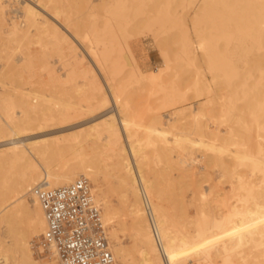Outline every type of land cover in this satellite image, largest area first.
<instances>
[{"label":"bare ground","instance_id":"bare-ground-1","mask_svg":"<svg viewBox=\"0 0 264 264\" xmlns=\"http://www.w3.org/2000/svg\"><path fill=\"white\" fill-rule=\"evenodd\" d=\"M31 1L30 3L24 1L21 5L22 22H24L21 27L25 29H21L20 25L17 26L11 21L13 26L8 29L10 31L7 33V40L25 43L24 39H37L36 41L40 42L44 37L49 38L51 48L53 47L52 51L54 50L60 59L68 56L70 64L74 67H68L64 75H59L55 70L49 69L46 63L48 81L50 80L49 82L55 87L59 85L64 87V90L71 91L72 95L52 107L39 109L33 107L32 115L28 113L23 115L19 122L13 121L7 111L0 107V167L7 165L8 170L13 171L10 176H4L0 181V259L3 262L0 264H35L29 235L43 230L44 218L34 197H32L35 202L34 213L27 207L24 197L27 193H31L32 187L40 181L49 188H57L69 185L75 179L85 176L96 188L97 194L94 200L104 203L103 217L102 212L99 215L100 223L103 226L106 221L111 223L116 217L115 210L106 205L102 192L98 191L99 176L108 169L113 171L117 178L119 196L126 208L128 223L135 237V247H133L141 264H188L189 261L213 264L216 257L222 259V262H227L232 252V242L235 241L238 245L252 242L253 239L249 238L255 233L264 238V151L258 146L259 144L256 153L247 148L243 152L234 151L230 156L237 163H244L249 172L248 180L244 178L246 175L236 176L239 189L235 193L231 192L233 194L230 195V198L235 199L236 204L225 206L226 210L222 212L217 210L218 216L216 212L201 207L197 214L199 219L196 230L193 229L195 234L181 231L180 235L174 234L173 231L176 230H171L168 218L163 213L161 196L153 190L152 184L145 176L144 166L148 156L145 149L143 151L135 144L136 129L142 128L146 134L145 142L152 148L157 159L166 152L170 153L174 147L175 150L179 148L181 152L184 151L186 155H191L193 152H189L188 148L196 146L207 147L211 151L222 154L226 149L225 141L230 134L225 137L219 132L214 133L211 130L209 132L207 125H198L195 122L185 123L186 120L197 117V110L191 104L186 107L187 99L184 93L178 90L173 91L174 89L166 88L165 85L164 88L169 93L160 92L164 96L161 101L164 107L173 109V116L167 124L163 123L159 114L150 115L145 125L133 121L129 110L130 90L128 94L126 91L132 88V79L137 80L136 83L139 84V80L155 82L156 78V82L160 83L161 72L157 70L159 74L151 72L143 75L130 49L128 43L130 34L126 31L125 24L102 18L98 23L91 22L88 29L84 31L80 30L78 23L77 25L75 21L73 23L72 18L65 13L66 10L62 8L63 0ZM136 1L137 7L143 8V0ZM225 1L227 0H200V4L205 12L211 5L216 6ZM1 10L2 8L0 14H2ZM227 10L231 17H236L232 18L234 29L218 31L217 38L205 36L202 30H197L196 33L199 48L208 63L209 70L217 71L224 77L230 78L236 74V69L232 65L233 56L236 53L234 50L229 54L225 51L221 52L219 48L217 49L216 42L222 40L226 46L233 44L232 46L242 50L247 47L253 50L264 49V0H232V5L227 6ZM218 16H220L219 22L217 25L214 24L216 30L224 25L221 18L223 15ZM178 22L171 15L161 14L159 11L147 23L153 31V28L158 31L164 24ZM198 23L200 22L197 18L195 24ZM78 39L90 42V45L87 43L88 47L86 44L84 47L88 50L86 54L92 61V65L90 64L92 68L85 66L86 56L77 45ZM79 49L80 51H77ZM180 53L178 57L181 61L194 64L197 57L192 53L187 32L182 33ZM255 55L252 56V61L254 58L255 61L260 59L258 54L256 57ZM61 60L63 63L65 58ZM11 71L9 69L6 74ZM260 73L264 77V72ZM101 78L105 86L101 84ZM169 81L168 85H170ZM162 83L155 85L160 87ZM190 85H187L189 89ZM160 88L164 91L163 86ZM192 89L198 92L199 87L194 85ZM206 89L210 92L208 87ZM37 95L29 94L38 104L50 102L48 96ZM244 103L247 104L245 101ZM257 110H262V107L259 106ZM3 115H6V119ZM261 129L264 132V126ZM208 135L213 136L211 140L215 139L216 141L213 140V142L218 141V143H207L204 138ZM4 137L7 139H1ZM253 148L254 151L256 148L254 146ZM106 159H109L110 163L105 162ZM185 160L179 159L182 166ZM219 162L224 165V161ZM199 193L203 199L205 191L201 190ZM223 198L218 194V198L212 203L222 201ZM228 198L226 196L225 199ZM209 218L214 221L209 223ZM246 236L248 238L244 241ZM110 237L116 238V230L110 231ZM213 244L216 245L215 247L219 246L216 255L208 251ZM241 245L238 248L243 247ZM113 252L114 258L122 264H135L130 251L117 243L113 246ZM238 264H247V262Z\"/></svg>","mask_w":264,"mask_h":264},{"label":"rangeland","instance_id":"rangeland-1","mask_svg":"<svg viewBox=\"0 0 264 264\" xmlns=\"http://www.w3.org/2000/svg\"><path fill=\"white\" fill-rule=\"evenodd\" d=\"M24 1L30 3L31 0H0V9L2 8V14H0V107L5 109L15 122H19L23 115L27 113L31 114L33 107L36 109L52 107L54 104L62 103L67 100L69 95H72L71 91L64 90V87L59 85L55 87L53 83L49 82L50 80L48 81L47 68L45 67L46 63L49 69L55 70L59 75H64L68 67H74V65L70 64L71 62L68 56L61 58L63 60L65 58L62 63L60 56L54 53V50L52 51L53 47L51 48L49 38H40V42L36 41L37 39H24L23 41L25 43H14L7 40V33L10 31L8 29H11L13 26L11 21L17 26L20 25V27L24 25L21 13V5ZM31 2H35V0ZM136 4V0H63L62 8L66 10L65 13L72 18L73 23L74 21L76 25L78 23V28L81 27L80 30L82 29L85 31V29H88V25L91 22L98 23L102 18H106L110 21L116 20L125 24L126 31L131 36L128 38L130 49L143 75H148L151 72L157 74L160 71V76H158L160 81L163 82V88L165 85L166 88L170 87L172 90L174 89L173 91L178 90V92L184 93V97L187 99L185 101L186 107L191 104L194 109L197 110V117L193 120L188 119L185 123L195 122L198 125H207L209 132L210 130L214 133L219 132L225 137L230 134V137L225 141L226 149L222 154L214 150L211 151V149L207 147L196 146L195 148L191 147L192 150L188 148L189 152L193 151L191 157V155L184 154V151L181 152L179 148L175 150L174 147L170 153L166 152L160 159H157L152 148L149 145L147 146L145 142L146 134L142 128L136 129L135 139L137 141L135 144L142 148V150L145 149V153L148 156V161H145L144 166L145 176L152 184L153 190L158 192L161 196L160 203L164 211L163 213L168 218L167 220L170 223V227H172L171 230H176L173 232L177 235L181 234L180 231L191 232L190 234L194 235V230H196V224L198 222L197 220L199 219L197 218V214L201 207L216 212L215 214L218 216L219 211H225V208L232 203L236 204L235 199L233 197L230 198V195L233 194L231 192L235 193L239 189L237 187L236 176L246 175L244 178L246 180L249 179L247 176L249 175L247 166L244 163H237L234 161V159L230 157L232 152H243L245 149L249 148L251 152L256 153L258 146L264 151V132L263 129H261V127L264 126V85H262L264 84V77L260 75V72H264V49L253 50L247 47L242 50L239 47L232 46L233 44L226 46L222 40H218L216 45L217 49L219 48L221 52L225 51L226 54H229V52L234 50L236 53L233 56L232 62L233 67L236 69V74L230 78L224 77L217 71L209 70L208 63L203 58L202 51L199 48L196 31L202 30L205 36L217 38L218 31H229L234 29L232 18L235 19L236 17H231L230 12L227 10V6L232 5V0H227L223 4H218L216 6L211 5L205 12L202 10L200 0H143V8L137 7ZM159 11L161 14L171 15L179 22L164 24L161 30L156 31V28H153V31L152 27H149L147 22ZM218 15H223L221 18L223 19L222 22L224 25L216 30L217 28L214 26L219 22L220 16ZM197 18L200 23L196 25L195 22ZM23 28L25 29V27H21V29ZM185 32H187L190 39L192 53L197 57L194 61L196 66L193 63L188 64L187 62L181 61L178 57L181 54L182 33ZM156 33L157 35H155ZM78 41L79 44L77 42V45H79V48L86 56L84 60L85 66L87 65L92 68V61L86 54L88 50L84 47L87 43L90 45V42L85 39H78ZM80 49L77 51H80ZM257 54L262 60L258 59V61H255L253 57L254 59L252 61V56L255 55L256 57ZM242 57L245 59L243 60ZM167 64L168 67H166ZM9 69L12 71L6 74ZM244 69H246V71ZM157 70L159 71L157 72ZM132 80V88L126 91L128 94L130 90L128 94L130 103L129 110L133 121L145 125L150 115L159 114L163 123L167 124L168 120L173 116V109L164 107V103L161 101L164 96L160 94V92L163 93L167 91L169 93V91L166 88H164V91L160 90L162 86L159 85L160 87H158V85L155 84H161V82H156V78L154 79L156 80L155 82L139 80L140 85L136 83L138 82L137 80ZM100 81L101 84H105L102 78ZM168 81L170 85L167 84ZM152 83L154 84L152 85ZM188 84L190 85V89L187 87ZM194 85L199 87L198 92L193 91L192 87ZM206 87L210 89V92L207 91ZM29 94L46 95L50 98V102L38 104ZM244 101L247 102L248 105L245 104ZM259 106L262 107V110H257ZM187 111H189V108H187ZM3 118L6 119V115H3ZM229 120L232 121L230 122ZM247 120L249 122H247ZM207 137L209 138L207 139ZM5 138L7 139V137L1 139ZM211 138H213V136L210 137L208 135L204 139L207 143L212 144L216 140L213 139L215 140L213 142ZM236 140L237 142H235ZM254 142L256 144H254ZM217 143L218 141L215 142V144ZM251 145L256 148L254 151ZM4 147L2 149H4ZM250 147H252V149ZM179 159H186L183 164V166L185 165L184 167L180 164ZM220 160L224 161V165H221L219 162ZM105 162L110 163V160L106 159ZM12 173L13 171H9L7 165H2L0 167V181L4 176H10ZM86 179L88 180L89 193L94 200L95 194H97V191H95L96 188L88 178ZM98 188V191L102 192V198L103 201L106 202V205L115 210L116 217L111 223L106 221L104 224L105 226L101 223L103 233L108 240L112 254L114 255L113 246L117 243L119 246L130 251V255L134 258L135 264H141L139 256L134 250V233L129 226L127 212L125 213L126 208L119 196L120 192L117 186V178L113 171L108 169L102 172L99 176ZM201 190L205 191L206 197L204 196L203 199L199 193ZM218 194L224 197V200L222 199V201L213 204L212 202L218 198ZM226 196L227 198L229 196V198L225 199ZM32 197L31 193H27L24 197V201L31 212L34 213L35 202ZM94 203L99 211L98 216L102 212L103 217L104 203L95 200ZM98 219L100 221V217H98ZM213 221L214 220L211 218L208 220L209 223ZM112 229L116 230V238L114 239L110 237V231ZM41 231L29 235V241L31 242ZM1 234L3 237V232H1ZM252 235L253 236L249 238L253 239L252 242H247L242 245L239 244L243 247L238 248L239 245L237 242H232V244H235H231L232 252L230 253L229 261L222 262V259L216 257L213 264H238L241 262H247V264H264V238H261L260 234L257 233ZM244 238L243 240L246 241L248 236ZM215 246L216 245L213 244L212 247L208 249L212 255H216L217 251H219V246ZM32 257L35 264L56 263L53 260L36 256L33 253ZM116 261L117 264H122L117 259ZM0 262H2L1 259ZM188 264L202 263L201 261H189Z\"/></svg>","mask_w":264,"mask_h":264},{"label":"built area","instance_id":"built-area-1","mask_svg":"<svg viewBox=\"0 0 264 264\" xmlns=\"http://www.w3.org/2000/svg\"><path fill=\"white\" fill-rule=\"evenodd\" d=\"M30 192L44 218L43 230L30 242L34 255L57 264H117L85 177L57 188L40 181Z\"/></svg>","mask_w":264,"mask_h":264}]
</instances>
